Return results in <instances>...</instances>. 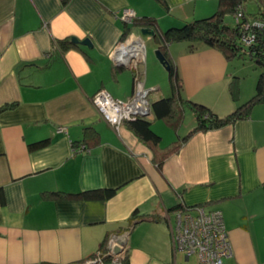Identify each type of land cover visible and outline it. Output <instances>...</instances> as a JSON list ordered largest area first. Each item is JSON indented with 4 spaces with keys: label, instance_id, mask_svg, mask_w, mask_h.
Returning a JSON list of instances; mask_svg holds the SVG:
<instances>
[{
    "label": "crops",
    "instance_id": "0c3cea01",
    "mask_svg": "<svg viewBox=\"0 0 264 264\" xmlns=\"http://www.w3.org/2000/svg\"><path fill=\"white\" fill-rule=\"evenodd\" d=\"M163 2L0 0V108L14 104L0 111V264H82L103 242L108 252L110 236L127 232L122 258L105 264H173L171 228L179 205L221 211L232 246L226 264H264V103L245 119L192 133L163 157L161 168L163 148L192 131L195 116L175 129L151 109L148 119L161 137L154 152L125 122L118 130L108 124L92 103L100 89L128 101L135 75L150 90V108L165 97L163 71L151 56L143 75L145 40L137 28L123 36L122 10L155 18L162 32L213 14L219 0ZM250 3L256 12L257 3ZM71 37H89L92 48L72 44ZM61 41L70 47L60 48ZM168 51L182 95L217 114L230 113L254 94L256 77L238 78L232 99L229 85L237 75L220 50L188 51L179 42ZM121 55L134 56L137 66H121ZM86 126L92 127L87 136ZM60 127L66 132H58ZM44 139L45 147L30 148ZM81 143L89 147L80 151ZM103 188L114 189V195H44ZM179 253L177 262H192Z\"/></svg>",
    "mask_w": 264,
    "mask_h": 264
},
{
    "label": "trees",
    "instance_id": "16d2710c",
    "mask_svg": "<svg viewBox=\"0 0 264 264\" xmlns=\"http://www.w3.org/2000/svg\"><path fill=\"white\" fill-rule=\"evenodd\" d=\"M68 0H62L66 3ZM164 4L163 0H158ZM252 0H219L218 9L211 15L186 21L179 26H172L160 32L156 26L157 22L153 17H135L132 19L133 26H148L156 30L157 35L155 41L157 42L162 53L169 60L171 70L169 73V85L171 94L163 98L155 100L151 104V109L156 119H163L170 123V125L178 129L181 125L184 112L189 108L196 120V124L192 131L184 137L170 143L163 149L165 152L159 156L158 167L161 168L163 157L168 153L176 152L181 142L197 131H209L218 129L228 124H232L238 120L245 119L249 116L252 108L259 103H264V0H254L258 5V10L249 14L246 11V4ZM241 12L242 16L237 18V13ZM230 16L231 21L226 18ZM123 36L128 34L129 23L124 22ZM252 33L254 39L250 44H246L243 36ZM186 42L188 51H193L199 46L215 48L220 50L228 59L233 57H244L245 55L260 69V73L256 80L254 94L238 107L226 115H219L208 106L196 102L190 98L182 95V79L178 74L175 65L169 58V45L173 43ZM68 41H61L60 48L66 50L70 47ZM135 75V72H134ZM229 91L232 99L237 98L238 92V77H233L230 82ZM14 104H7L0 108L4 110L10 108ZM135 136L144 144L152 149L160 148L161 137L154 132L151 127V122L148 118L137 117L133 120L124 121ZM92 127L86 126L84 134L87 136L92 131ZM85 142V141H83ZM48 144V140H40L30 145L31 149H41ZM77 143H73V146ZM85 149L89 146L87 143H81ZM115 190L112 188H103L96 190H88L80 193H67L63 191H46L44 195L50 198H83V199H108L112 197ZM176 208H186L181 205ZM105 243L99 250L91 255L95 257L98 253H105Z\"/></svg>",
    "mask_w": 264,
    "mask_h": 264
},
{
    "label": "built area",
    "instance_id": "2783aa9c",
    "mask_svg": "<svg viewBox=\"0 0 264 264\" xmlns=\"http://www.w3.org/2000/svg\"><path fill=\"white\" fill-rule=\"evenodd\" d=\"M242 13H237V18ZM132 9L122 10L121 19L131 22L135 18ZM254 35L249 33L243 36L246 44H250ZM142 59V58H141ZM141 59L138 62L141 64ZM148 91L143 85L139 75L134 78V91L132 97L126 101L113 98L106 90L100 89L92 97V103L101 117L116 130L121 123L132 118L150 116V104L147 100ZM58 132H66L65 128H59ZM175 216V226L171 228L174 260L173 264H226L225 259L231 256L232 246L224 225L221 211L206 209L197 205L178 209ZM123 252V251H122ZM98 253L96 257L86 260L82 264H103L105 261H119L123 253ZM177 252L183 253V257L189 263L176 261Z\"/></svg>",
    "mask_w": 264,
    "mask_h": 264
},
{
    "label": "rangeland",
    "instance_id": "374dc122",
    "mask_svg": "<svg viewBox=\"0 0 264 264\" xmlns=\"http://www.w3.org/2000/svg\"><path fill=\"white\" fill-rule=\"evenodd\" d=\"M252 10H253L252 4L251 3H247L246 4V11L249 14H251V13H254ZM226 19L228 21L229 20L231 21V17L230 16H228ZM124 22H126V21H124ZM126 23H130L131 24V22H126ZM166 29H168V28H166ZM139 34H140V32H139ZM142 39L145 40L144 59L142 61L143 62L142 63V65H143V68H142L143 75L146 76V64H147V66L150 65V56H151L153 58V60H155V62L158 64V66L163 71V76L161 78L159 77V83L162 85V91H163L164 95L165 96H169L170 95V85H169V79H168L169 78L168 77L169 74H168L167 70L164 68V66L156 58V55H155L156 48H153V46H154L153 42L151 40H149L147 38V36H142ZM180 43L181 44H187L184 41L180 42ZM138 65H139V63H138ZM230 71H231L232 75L236 74L237 77L239 78V80H242L244 82L248 81L250 79V77H252V76H255L256 80H257L258 75L260 73V69L254 65V63L248 58L247 55H245L244 57H233V58H231V60H230ZM234 71H237V73H234ZM244 84H246V83H244ZM189 115L194 116L193 112L191 110L187 109L184 112L185 121H186V119L188 118ZM60 128H62V127H60ZM79 149H80V151L86 150L83 146H81ZM76 150H78V149H74L73 152H75ZM179 254H181V256L183 255V253H181V252ZM91 258L92 257L90 256L87 260H90ZM193 260H194V258H192V261ZM84 262H82V263H84ZM107 262H109V261H107ZM105 263H106V261L104 262V264Z\"/></svg>",
    "mask_w": 264,
    "mask_h": 264
},
{
    "label": "water",
    "instance_id": "95a60500",
    "mask_svg": "<svg viewBox=\"0 0 264 264\" xmlns=\"http://www.w3.org/2000/svg\"><path fill=\"white\" fill-rule=\"evenodd\" d=\"M132 28H137V32H138V36L139 38L142 39V36H147V37H152L155 38V36L157 35V32L154 28L152 27H148V26H133L130 27L128 29V35H131V30ZM140 32V34H139ZM70 42L74 45H81V46H85L87 48H92V42L91 39L89 37H84L83 39H79L76 37H71L70 38ZM126 49H131L132 45L129 46H124ZM118 53L121 52V49L117 50ZM155 55L156 58L159 60V62L164 66V68L167 70L168 74L170 73L171 70V65L169 60L166 58V56L162 53L161 49L159 48V46L156 48L155 50ZM135 57L134 56H130V58H125L124 55L118 56V62L121 66H124L126 68H130V67H136L137 63H132L134 61ZM148 92L150 90L146 89ZM150 114H151V108H150ZM142 117H146V116H142ZM135 118H132L130 120H133ZM128 232L127 233H123V234H117V235H112L110 236L109 240H108V252L112 253V255H117L119 253H121L127 245L128 242Z\"/></svg>",
    "mask_w": 264,
    "mask_h": 264
}]
</instances>
